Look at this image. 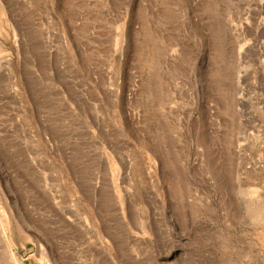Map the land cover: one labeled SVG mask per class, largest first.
<instances>
[{
    "label": "rangeland",
    "instance_id": "1",
    "mask_svg": "<svg viewBox=\"0 0 264 264\" xmlns=\"http://www.w3.org/2000/svg\"><path fill=\"white\" fill-rule=\"evenodd\" d=\"M0 264H264V0H0Z\"/></svg>",
    "mask_w": 264,
    "mask_h": 264
}]
</instances>
